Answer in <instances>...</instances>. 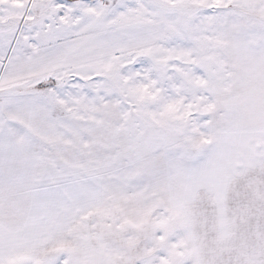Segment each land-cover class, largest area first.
Wrapping results in <instances>:
<instances>
[{"label":"snow or ice","instance_id":"snow-or-ice-1","mask_svg":"<svg viewBox=\"0 0 264 264\" xmlns=\"http://www.w3.org/2000/svg\"><path fill=\"white\" fill-rule=\"evenodd\" d=\"M0 264H264V0H0Z\"/></svg>","mask_w":264,"mask_h":264}]
</instances>
